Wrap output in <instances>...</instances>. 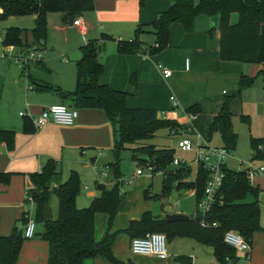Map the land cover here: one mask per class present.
Segmentation results:
<instances>
[{
    "label": "trees",
    "instance_id": "trees-1",
    "mask_svg": "<svg viewBox=\"0 0 264 264\" xmlns=\"http://www.w3.org/2000/svg\"><path fill=\"white\" fill-rule=\"evenodd\" d=\"M146 1L138 0V8ZM169 3L166 11L156 15L148 24H138L131 40H116L115 50L119 55L151 56L166 48L168 32L171 24H179L184 33L192 31L194 18L205 16L217 18L219 33L218 58L221 61L237 62L259 66L255 76H240L237 91L233 96L225 97L218 112L211 118L207 127V138L217 134L222 148L232 153L236 146L237 136L232 131L229 110L233 99L239 97L241 91L250 88L259 79L264 91V0H164ZM94 0H0V23L10 17L34 16L29 30L31 45L22 42V30L16 27H6L0 37L1 46L28 49L42 46L46 35V15L58 14L62 25L71 24L80 15L93 9ZM235 15L234 22L230 21ZM144 32L154 36V44L144 47L138 37ZM112 40L110 36L101 35L100 40H90L78 48L79 58L74 62V88L71 92H61L47 81L37 79L32 69L45 70L42 61L27 67L25 79L26 91L36 93L54 92L61 100H69L72 109H95L103 113L112 132L111 156L113 161L102 166L110 174L113 184L105 189L95 183L99 195L90 200L84 208H76L80 184L74 171L68 173L64 181L53 160H46L38 172L28 174L31 188L26 191L32 199L34 207L33 220L41 226L38 237L47 243L46 264H82L85 259L100 257L108 264H133L130 260L118 261L111 253V247L119 233L126 235L129 241L143 237L147 233H161L166 241L174 238H186L211 249L214 264H235V249L222 241L226 231H232L240 236L250 247L252 236L261 232L259 226L260 193L257 186L249 184L242 171L221 169L222 178L219 189L214 195L208 211L201 215L195 210L193 216H188L182 222H166L163 218L144 212L138 220L128 222L121 231L111 232V225L117 215L119 206L120 172L118 166L119 154L129 151L131 160L143 168L150 167L152 174L162 171L160 192L149 195L143 191L145 200L157 201L159 197H167L172 191L193 190L195 201L203 194L206 173L201 167L192 180H189V168H171L170 164L175 150L171 147H156L149 144L160 131L166 139L178 136L185 131L186 126L173 120L157 118L155 110L127 109L125 107L126 93L112 90L98 80L103 72L99 57L103 42ZM46 72V71H45ZM44 72V73H45ZM22 74V73H21ZM129 84L135 85V76L129 77ZM183 113L194 116L199 113L197 104L187 107ZM21 130L24 134L33 132L27 117L20 116ZM238 120L245 124L248 117L239 115ZM11 152L14 146V133L11 130L0 129V146ZM249 162L264 164V138H249ZM10 173H0V185H7ZM56 200V213L50 220H43L42 211L49 207L51 197ZM250 196L252 202H245ZM103 214L106 217L105 231L95 241L94 215ZM24 225L23 215L20 218ZM203 222L207 226L201 227ZM211 223L214 226H210ZM22 229L12 227L8 236H0V264H15L21 243ZM173 264H191L187 256H177ZM264 264V255L263 262Z\"/></svg>",
    "mask_w": 264,
    "mask_h": 264
},
{
    "label": "crops",
    "instance_id": "crops-1",
    "mask_svg": "<svg viewBox=\"0 0 264 264\" xmlns=\"http://www.w3.org/2000/svg\"><path fill=\"white\" fill-rule=\"evenodd\" d=\"M168 7L169 3L164 0L146 1L141 8H138V0H94L92 11L80 15L68 25L61 24L60 15L47 14L46 35L40 47L42 52L41 65L46 72H40L39 69H32L33 76L37 79L47 81L61 92H71L74 88V62L79 58L78 48L87 41H99L101 35L110 36L112 40L103 42V49L99 57L100 63L103 66L102 75L98 80L99 84L106 85L112 90L126 93L125 107L127 109L155 110L157 118L173 120L180 125H188L193 131L197 118H199V116L205 117L206 132L205 135H199L208 145L220 147L221 143L217 134H213L209 139L207 138L208 124L211 118L218 112L223 99L236 94L237 82L240 76H255L256 72L259 70V66L221 61L218 58L219 33L217 30V18L215 25L211 26L209 21L210 18L205 16L194 18L192 31L190 33H184L179 24H171L166 48L154 55H119L116 53V40H131L133 38L134 29L138 24L150 23L157 14L166 11ZM27 18L30 19L32 24L34 16L10 17L3 23H0V25L3 26V29L6 27H15L13 23ZM235 19L236 16L231 15L230 21L234 22ZM51 20H55L56 22V26L53 25V28L50 27L51 25H48V22ZM76 20L79 21L80 26L74 24ZM67 31L73 33L72 47H65V51H60L59 49L55 50V46H53L52 43L53 39L51 38L52 33L55 32L56 35H59V33H65ZM138 39L144 47L154 44V36L149 32L140 34ZM22 42L31 45V37L30 41L23 39ZM46 46L54 52L55 59L59 63H62L61 65L67 64V55L69 53L77 51V53L75 52L76 55L70 69L64 74L65 77L59 78L58 74H53L51 70L47 68L43 55L46 51ZM47 61L49 60L47 59ZM185 63H187V68H185ZM158 67L167 69L170 72L169 77L163 78ZM20 75L21 72L19 76ZM131 75L135 76L134 86L129 84V77ZM254 87H258L262 90L259 79H257L250 88L241 91L239 97L233 99L230 103L229 110L232 114V131L236 136L237 133L233 129L232 119L238 118L239 115L248 117L249 112L243 110L242 105L244 102L242 94L248 93V91H251ZM26 93H30L28 97L33 100L32 104H25V109L27 111L32 107L35 110L34 115L31 117L37 116L41 110L50 105L58 104L61 100L54 92L36 93L33 91H26ZM170 97L174 100V106H172L169 101ZM63 101L67 103L68 108H71L69 100ZM193 104H197L199 113L189 117L185 115L183 111ZM77 112V119L71 126L47 124L43 128L37 130L32 126L33 132L30 134H24L22 132L21 117H19V119H13L11 117L6 118L0 116V129L11 130L14 133V146L11 152L6 151L3 145L0 146V173L11 174L8 184L0 185V236H8L13 226L17 229L23 228L20 218L27 211V205L23 201V196L26 191L31 188L27 175L38 172L46 160L50 159L56 163L61 182L67 178L70 171H74L78 176L80 188V170H91L94 177L92 183L94 192H87V187H82V190L86 191L85 197L87 203H85V205H88L92 198L99 195L94 186L95 183L99 185L102 183L101 177L110 178V180H112L110 174L107 173L105 169H103L102 172L98 169L108 164V162L103 163V161H101L104 152H109L111 156L112 132L109 123L99 110L78 109ZM24 116L28 119L31 118L27 115ZM250 137L251 136H248L247 138V145ZM213 138L216 139L217 144H211ZM251 138H264V136L261 133H256V135L254 133ZM175 139L176 137L172 135L168 137V140L173 142H175ZM171 148H174V146ZM249 156L250 151L244 161L237 162L243 164L249 160ZM233 159H235V157L230 153L229 157L225 160L224 167L229 170H236L238 163L235 168L230 167L233 164L231 163ZM194 174V170L191 168L188 179L192 180ZM132 177L135 178L139 176H134L133 174ZM150 178L151 177L147 179L150 180ZM121 184L122 180L120 177V185ZM146 184L149 186L151 185L148 182ZM252 185L257 186L260 191L257 200L259 202V226L262 231L253 234L251 245L247 253L235 249V264H262L263 262L264 179L257 178L253 181ZM111 186L105 189H109ZM146 190L149 192V195H152L149 189ZM184 192L187 197L195 201L194 194L191 193V190ZM120 199L121 197L119 201ZM125 199L127 203L128 198ZM167 200L171 202L170 198ZM163 201L164 200L152 201L158 206V212L156 215L152 214L153 216L163 218V208H165ZM252 201L253 198L250 196L245 198V202ZM120 203L121 202H119L117 215L111 225V232L124 230L128 222L138 220L140 215L146 210L145 208V210L143 209L144 211L140 210L135 213L128 207L121 211ZM85 205L77 203L75 199L76 208H81ZM173 206L174 203L171 202V213L183 214L187 218L188 216H193L196 210V207H193L194 209H192V212L188 215L185 209L173 211ZM49 208L51 210V206H49ZM148 212L151 213V211ZM100 215L103 214H95L93 219V238L95 241L101 237L106 226L105 215L103 217ZM121 215L125 218L124 224H115L116 219ZM31 217L33 218V216ZM96 222L98 224L97 229L95 228ZM40 232L41 226L36 224L34 236L21 243L15 264H46L47 243L38 237ZM117 237H126V235L119 233L116 238ZM126 239L128 241L129 250V239L127 237ZM175 240H189L193 243L194 247L199 245L186 238H174L167 241L168 245L171 246L173 243L176 244L174 242ZM111 253L114 258L123 260L121 257L115 255L114 243L111 247ZM177 256L187 255L183 253V255L168 256L167 252V258L165 260H168V263H160L159 260L151 257H144L142 259L146 262L144 264H173L174 258ZM134 257L140 256H133L129 252V255L126 256V260H130L133 264H141L139 262H134ZM189 258L191 264L196 260L194 257ZM82 264L108 263L104 259L96 257L93 259H85Z\"/></svg>",
    "mask_w": 264,
    "mask_h": 264
},
{
    "label": "rangeland",
    "instance_id": "rangeland-1",
    "mask_svg": "<svg viewBox=\"0 0 264 264\" xmlns=\"http://www.w3.org/2000/svg\"><path fill=\"white\" fill-rule=\"evenodd\" d=\"M16 28L22 30V34L20 36L21 40L25 39L26 41H30V33L29 30L32 26L31 21L29 18L23 19L21 21H17L13 23ZM48 25L53 28V25L56 26L55 20H51L48 22ZM3 31V26L0 25V35ZM56 32V31H55ZM53 32L51 35L53 46H55V50L59 49L60 51H65V47H72L73 45V33L67 31L65 33L61 32L59 35ZM58 33V32H57ZM25 37V38H24ZM2 52L6 53V49L0 45V55ZM77 51L73 53H69L67 55V64L61 65L54 56V52L46 46V51L43 54L45 63L47 64V68L51 70L53 74H58L59 78L63 77L65 72L70 69L72 61L76 55ZM47 59L49 61H47ZM12 62L0 59V116L1 117H11V118H18L20 117V113L27 115L29 117L34 115L35 110L33 107L30 110L25 109V104H32V99H29L28 95L30 93H26L27 81L25 79V72H23L19 77L14 79L9 71V65ZM65 77V76H64ZM258 87H254L248 93L242 94L243 99V110L249 112L248 114V123L245 124L240 122L238 118L232 119L233 129L237 133L238 141L235 147V151L233 154V163L230 167L235 168L237 161H244L247 158L249 147L247 145V138L248 136H253L254 133H261L264 136V92L261 89H257ZM60 105L66 106L67 103L63 100H60ZM195 116V115H194ZM18 122V121H17ZM194 132L205 135L206 132V118L203 116H199L197 121L194 125ZM255 137V136H254ZM149 144H153L156 147H173V141L166 139L164 132L160 131L156 134V136L148 141ZM211 144H217L215 138L211 140ZM174 157L179 160L188 161L191 158L190 154H182L178 151H175ZM103 163L112 162L113 159L109 155V152H104L103 157L101 158ZM82 162V161H81ZM118 166L119 172L121 175L122 184L119 186V193H120V208L121 211L128 207L131 208L132 211L135 213L142 210L144 211L145 208L147 211H151V214L156 215L158 212V206L152 200H145L143 198V191L149 189L152 195L158 194L159 187H160V180L161 176L158 174H152L150 180H148L146 175H142L139 177L133 178L134 171L137 169H144L141 165H138L133 160H131L130 152L123 151L119 154L118 157ZM99 171L102 172L103 168L99 167ZM81 188L77 197L75 198L77 203H82L85 205L87 203V199L85 197V192L82 190V187H87V192H94L92 188V183L94 180L93 173L90 169H81ZM107 175V174H106ZM102 183L100 184L102 187L106 188L113 184V181L110 178L101 177ZM150 183L149 186L146 183ZM148 185V186H147ZM128 201L126 203V199ZM170 198V201L174 203L172 208L173 211L179 209H185L186 213L189 215L192 212L193 207H195V201L192 198L186 196L185 192L182 190L172 191L169 196L167 197H159L157 201L167 200ZM168 201V200H167ZM169 202V201H168ZM49 206H51V214L55 216L56 213V200L52 196L49 201ZM87 204L81 208L86 207ZM144 209V210H143ZM164 209V208H163ZM145 210V212H147ZM29 214L33 216L34 214V207L32 204L29 206ZM174 214V213H173ZM264 214V209H263ZM104 216V215H100ZM25 222V220H24ZM125 218L124 216H119L116 219L117 225L124 224ZM113 224V223H112ZM264 224V220H263ZM98 224L96 222L95 228L97 229ZM176 244L169 246L168 242H165V246L168 252V256L170 255H183L186 253L189 257H194L196 260L193 264H209L214 263L211 249L207 246L196 245L194 247L193 243L189 240H175ZM192 245V247H191ZM175 247V248H174ZM191 247V248H190ZM114 249L115 255L121 257L123 260L116 259L118 261H125L127 258L126 256L129 255L128 250V241L126 237H117L114 241ZM176 251V252H175ZM144 257H134V262H139L141 264L146 263ZM168 260H162L160 263H168Z\"/></svg>",
    "mask_w": 264,
    "mask_h": 264
},
{
    "label": "built area",
    "instance_id": "built-area-1",
    "mask_svg": "<svg viewBox=\"0 0 264 264\" xmlns=\"http://www.w3.org/2000/svg\"><path fill=\"white\" fill-rule=\"evenodd\" d=\"M74 24L79 25V21L76 20ZM80 26V25H79ZM78 26V27H79ZM6 49V53L2 52L0 59L12 62L13 65L20 69V72H25L27 67L42 61V52L39 48L20 49L11 46L3 47ZM187 68V63H185ZM160 70L163 78H168L170 72L167 69ZM172 106L175 105L172 97L169 98ZM20 116L24 115L22 113ZM78 112L76 109L68 108L60 104L50 105L34 117L29 119L34 129H41L47 124H53L56 126H71L77 119ZM189 117H192L189 115ZM185 131L176 137L174 143V150L182 154H190L191 158L188 161H183L173 157L170 167L171 168H193L194 173L197 167H201L206 173V180L203 188L202 197L196 201V210L201 215L205 214L211 203L214 200V195L220 187L222 172L221 169L225 164V160L229 157L230 153L222 147H214L205 143L198 133H195L192 128L185 125ZM39 171V170H38ZM151 168L137 169L134 171V176L146 175L152 176ZM236 171H242L249 184L257 178L264 179V164L245 162L237 165ZM156 174L162 176L164 173L158 171ZM194 194V191L191 190ZM23 201L27 205V211L23 214L25 223L22 228V238L30 239L34 236L35 222L29 214V206L32 204V199L28 194H24ZM33 205V204H32ZM201 227L207 226L205 223H200ZM210 226H214L211 223ZM222 241L233 249L247 253L249 246L244 240L232 231H226L222 235ZM166 239L161 233H147L143 237L133 238L129 241V252L133 256L151 257L156 260L162 261L167 258Z\"/></svg>",
    "mask_w": 264,
    "mask_h": 264
},
{
    "label": "water",
    "instance_id": "water-1",
    "mask_svg": "<svg viewBox=\"0 0 264 264\" xmlns=\"http://www.w3.org/2000/svg\"><path fill=\"white\" fill-rule=\"evenodd\" d=\"M209 21H210V25L214 26L216 23V17H211L209 19ZM9 71H10L11 76L14 79H16L20 74V69L13 64L9 65ZM163 204L165 205V208L163 209V219L166 222H182V221L187 220V217L183 214L171 213V211H170L171 202L164 200ZM42 218H43V220H50L52 218V214H51L50 208L48 206H45L43 208Z\"/></svg>",
    "mask_w": 264,
    "mask_h": 264
}]
</instances>
